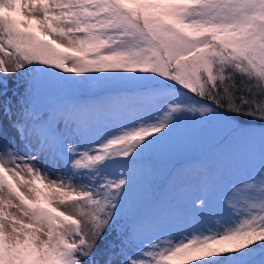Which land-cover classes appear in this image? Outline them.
<instances>
[{
  "label": "snow or ice",
  "instance_id": "6c2138e0",
  "mask_svg": "<svg viewBox=\"0 0 264 264\" xmlns=\"http://www.w3.org/2000/svg\"><path fill=\"white\" fill-rule=\"evenodd\" d=\"M118 83L130 119L39 100ZM239 117L261 125L256 171L197 196L179 234L144 211L150 153L184 121ZM128 213L140 229L101 249ZM0 264H264V0H0Z\"/></svg>",
  "mask_w": 264,
  "mask_h": 264
},
{
  "label": "rangeland",
  "instance_id": "374dc122",
  "mask_svg": "<svg viewBox=\"0 0 264 264\" xmlns=\"http://www.w3.org/2000/svg\"><path fill=\"white\" fill-rule=\"evenodd\" d=\"M8 84L10 89L15 90L17 85L24 84V80L18 73H13L8 77ZM110 87H113L114 90H124L130 87L132 89L128 93H116L110 89L103 93H97V91L96 96L90 97L86 101H77L71 100V93L88 91L87 89L96 90L97 87L44 86L40 89L39 100L44 106L61 101L78 105L86 110L85 118L101 123H107L117 117L130 119L131 108L117 101L119 98L132 96L135 92L134 87L119 83ZM20 90L23 91V87ZM135 103L145 104L151 103V101L143 100ZM60 127L63 129L62 122ZM249 128L259 129V127L247 125L233 131L225 129L223 125L215 121L205 123L196 120L184 121L176 135L150 153L142 164L141 180H147V178L152 180V170L159 176H166L165 173L170 165L177 162L175 180L162 188L159 199L161 202L158 204L146 203L148 201L146 200L144 211L153 208L161 210L174 223V230L177 234L183 231V225L190 219L189 214L197 196L207 192L209 197L216 199L219 196L221 184L227 185L233 181L242 180L259 168L261 145L259 137H251L246 134L245 130ZM154 162L156 163L153 164ZM140 215L139 213H128L122 216L116 230L106 233V240L102 241L99 247L105 249L108 243L118 242L117 233L128 236L139 230ZM207 218L209 220L220 219L221 221L226 219V217L216 216L215 213L209 214ZM88 227L89 225H84L85 231L88 230ZM98 258L102 259L103 256ZM259 259L261 257L255 260Z\"/></svg>",
  "mask_w": 264,
  "mask_h": 264
},
{
  "label": "trees",
  "instance_id": "16d2710c",
  "mask_svg": "<svg viewBox=\"0 0 264 264\" xmlns=\"http://www.w3.org/2000/svg\"><path fill=\"white\" fill-rule=\"evenodd\" d=\"M107 86L108 87H106V88L103 86L97 87L96 90L87 89L88 91H83L80 93H71V95H70L72 97L71 100H77V101L85 100L86 101L87 99H90V97L96 96L97 91H98L97 93H103V92L110 89L111 91L116 92V93H120V92L128 93L132 89L130 87L129 89H124V90H114L113 87H110L111 85H107ZM70 96H68V97H70ZM218 111H221L222 113H224L229 118H232V116L234 115L232 113H228L226 111V109H218ZM236 119H237V123L239 125L238 127H243V126H247V125H251L253 127H260L261 126L259 123H251V124L245 123V121H248L250 119L249 117H239ZM155 163L156 162H154L153 164H155ZM176 167H177V162L171 164L170 168L165 173L166 176H162V175L159 176L154 170H152L153 173L151 175L153 176L152 177L153 182L149 178H147V180H141V188L146 190V192H147L148 199H146V200H148V201L146 203L154 202V204H156V203L158 204L159 202H161V200H159V199L161 198L162 188L164 186H168L169 184H171L172 180L173 181L175 180V177L177 174L176 173ZM149 176H150V174H149ZM155 195H156V197H155ZM259 257L260 256L257 255L254 259H257Z\"/></svg>",
  "mask_w": 264,
  "mask_h": 264
}]
</instances>
